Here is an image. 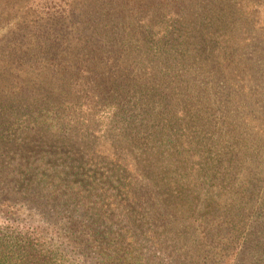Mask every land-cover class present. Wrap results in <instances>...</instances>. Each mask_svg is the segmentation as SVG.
Here are the masks:
<instances>
[{"label":"trees","instance_id":"trees-1","mask_svg":"<svg viewBox=\"0 0 264 264\" xmlns=\"http://www.w3.org/2000/svg\"><path fill=\"white\" fill-rule=\"evenodd\" d=\"M258 7L0 0V19L17 15L6 22L11 39L0 43V137L12 125L37 134L66 113L87 121L102 111L121 123L117 140L130 152L142 144L137 162L145 170L134 164L128 203L115 210L120 234L84 205L69 206L48 241L37 227L0 220V264H222L249 227L263 234L264 76L257 83L254 72L264 71V48L252 55L250 38ZM78 155L81 164L92 157ZM12 169L0 167V214L9 217L30 212L18 206ZM108 248L123 254L106 256Z\"/></svg>","mask_w":264,"mask_h":264},{"label":"rangeland","instance_id":"rangeland-1","mask_svg":"<svg viewBox=\"0 0 264 264\" xmlns=\"http://www.w3.org/2000/svg\"><path fill=\"white\" fill-rule=\"evenodd\" d=\"M258 1V13L255 16L257 24L254 26L252 37H250L254 40L252 44H255L251 50L252 55L257 53L255 52L257 49L262 48L263 50L264 48V0ZM23 15L25 16L24 13ZM5 16L0 19L1 44L11 39V34L7 33V27H5L6 22L8 20L11 22L17 17L14 13ZM260 17L261 19H259ZM259 20L261 21L260 25ZM10 24L7 26L12 29V32L23 31L14 29L15 26ZM259 57L260 55L256 59L258 60ZM263 76L264 71L258 65L254 72V79L258 83L260 79L263 80ZM262 82L264 84V81ZM259 88H262L261 84H259L258 90ZM80 115H84V118L88 116L84 111ZM102 115L103 113L100 111L94 115L95 120L82 121L78 119L77 111L66 113L61 125L52 126V130L45 127L40 128V132L37 134L33 133L34 129L30 132V130H22L15 125L5 128V135L0 137V161H2L0 167L11 166L13 168L12 171L14 170L13 172L16 173L15 191L19 193L20 197L22 196V203H19L18 206L22 208L21 212L26 210H30V212L10 217L0 214V220L16 219L37 227L48 241L58 234L57 231L61 227L59 219L70 214L67 212L69 206L84 205L86 208L92 209L94 217L99 219L97 221L100 223H103L102 219L110 221L112 229L116 230L115 234H120L119 227L116 226L120 219H115V212L119 211L116 209L122 211L121 208L126 207L124 204L128 203L126 185L130 181V175H134L131 172L134 164L141 172H145L142 164L137 162L139 158L137 148L142 144L139 143V146L136 149H131L130 152V146L125 144L126 140H117L116 133L123 129L118 128L121 123L109 115ZM34 126L37 127V125ZM152 145L154 146V144ZM122 148H126V150ZM84 152L90 153L92 157L81 164L83 158L78 154ZM118 167L120 168L118 169ZM122 194L123 197H121ZM58 200H62V202ZM129 208L132 210L130 206L126 209ZM47 210H56L55 214H61V217L55 219L52 215L50 219H45ZM42 218L45 222L42 221ZM47 224L50 228L47 227ZM121 228L123 229V227ZM251 228L249 227L250 232L242 242L238 243L236 249L227 251L222 264H264V233L257 234L259 230L255 225H252ZM65 232L69 235H66L65 238L72 240L73 237H70V233ZM128 235V239L131 240L133 238L131 231ZM58 242L60 240H56V243ZM133 245V242L128 241V246L131 249L142 254L143 248H135ZM108 249L107 253L109 254L106 256L116 255L119 257L122 253L118 249ZM115 260L114 257L112 262ZM83 262L87 263V260ZM120 264H125V262Z\"/></svg>","mask_w":264,"mask_h":264}]
</instances>
